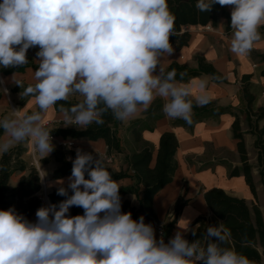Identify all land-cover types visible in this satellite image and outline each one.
I'll use <instances>...</instances> for the list:
<instances>
[{
  "label": "clouds",
  "instance_id": "1",
  "mask_svg": "<svg viewBox=\"0 0 264 264\" xmlns=\"http://www.w3.org/2000/svg\"><path fill=\"white\" fill-rule=\"evenodd\" d=\"M214 4L232 6L230 51L249 55L264 39V0H197L195 6L207 12ZM174 24L167 0H0V68L26 65L28 50L38 47L34 83L25 86L16 73L11 78L37 110L11 109L0 118V156L24 142L42 158L52 153L43 115L70 97L77 102L59 109L65 127L103 125L107 113L127 123L157 98L166 118L192 124L194 102L210 103L209 79L184 83L167 69ZM71 162L67 186L64 180L49 185H58L56 194L65 199L39 207L35 221L15 207L0 210V264H253L227 246L231 232L223 222L207 227L204 243L190 242L182 231L158 240L143 215L122 211L121 187L98 153L77 149ZM72 207L83 214L70 215Z\"/></svg>",
  "mask_w": 264,
  "mask_h": 264
},
{
  "label": "crops",
  "instance_id": "2",
  "mask_svg": "<svg viewBox=\"0 0 264 264\" xmlns=\"http://www.w3.org/2000/svg\"><path fill=\"white\" fill-rule=\"evenodd\" d=\"M224 9L231 16L232 6H224ZM226 25L227 19L220 17L216 26L184 27L183 29L189 30L191 33L188 44L180 50L174 49L165 62L167 68L172 63H176L188 69H196L198 67V57H203L224 77L222 81H214L211 74L202 73L186 80H178L190 83L196 78L207 77L209 79L210 103L205 109L210 112L202 117V120L189 125L182 119H168L162 111L164 101L157 98L147 111L142 112L129 122L122 123L116 120L113 131L119 139L120 151L113 150L109 152L103 139L93 141L87 138H63L60 136L62 139L73 143V146L63 150L66 159L72 158L73 155L75 157L77 149H80L92 153L94 157L98 153L112 171L131 172L126 161L127 155L145 147H150L153 150V165L161 134L165 131H171L175 134L178 140V148L175 153L178 164L177 170L172 181L161 188L152 200L153 210L156 213L154 230L158 240L162 238L165 241L162 236L163 227L172 219L176 203L179 200L184 202V206L177 217L171 235L165 242L174 237L178 231H182L185 238L188 239L190 233L194 231L193 224L196 218L199 216L209 218L211 216V212L203 198V189L220 187L230 195L244 198L249 207H252L253 196L245 183L243 175L240 174L231 178L229 175L233 167L241 166L237 151V140L232 135V122L234 120L233 114H238L243 131H247V122L244 119V111L247 106H245L242 96V76L246 74L251 76L249 91L254 95L252 110L257 111L258 108L264 106V76L261 74L264 70V59L261 57L264 55V39L254 45L249 55L237 56L230 51L229 41L232 30L226 32ZM260 31L264 36L261 29ZM37 51L38 47L28 50L27 64L30 66L23 71L6 75L0 72V88H7L8 90L7 95L0 92V118L10 114L11 109H20L22 113H31L37 110L34 99L30 97L21 98L20 92L12 91L13 88L19 86L14 84L11 79L13 73H16V79L21 80L24 85L34 83L32 75L37 67L35 68L32 65H38ZM193 94H198V89L194 88ZM69 100L77 101L78 98L70 97ZM216 108H227L228 111L221 114L211 111ZM195 114L196 112L193 109L192 119ZM138 121L143 125L142 130L139 129L140 124H136ZM46 122H48L47 128L50 130L71 127L78 129L75 126L65 127L60 111L55 110L54 107L43 115L42 123ZM262 124L264 123L260 122V126ZM244 138L249 162L256 165L257 154L253 147L254 137L250 133H245ZM21 145L25 148L22 159L29 166H34L39 173L41 185L36 196L44 203L43 205H47L45 204L46 198H49L48 195L56 191L58 186L49 187V185L54 181L64 180L65 186H67V178L70 175L56 179L52 178L53 171L59 165V162L53 158L52 153L45 157L49 160L43 162V158L35 151L31 142H24ZM27 174L28 171H15L11 174L8 181L10 192L19 186L20 178ZM253 176L257 185L258 206L264 221V193L263 187L259 183L257 168L253 169ZM115 181L121 188L135 186L136 183L134 179L129 177ZM141 193L142 187L139 189V196ZM138 198L135 194H127L121 198V203L128 201L137 210L139 209ZM49 203H51L50 199ZM8 207H15L17 211L19 208L18 200L9 198Z\"/></svg>",
  "mask_w": 264,
  "mask_h": 264
},
{
  "label": "trees",
  "instance_id": "3",
  "mask_svg": "<svg viewBox=\"0 0 264 264\" xmlns=\"http://www.w3.org/2000/svg\"><path fill=\"white\" fill-rule=\"evenodd\" d=\"M197 0H167L170 12L175 16L174 34L170 36V43L173 49L180 50L186 46L191 38L189 30L183 29L190 26H216L220 17L227 19L226 32L231 29V16L225 11L224 6L214 4L210 11L200 12L196 8ZM264 33V27H261ZM264 59V55L261 56ZM198 67L196 69H188L176 63H172L167 69L169 71L175 70L177 80H186L200 74H211L214 81H222L224 77L203 57H198ZM26 64L21 67L0 68L3 74L12 72H21L26 67ZM38 67V65H32ZM183 73V77H181ZM264 76V70L261 72ZM251 76L246 74L241 78L242 96L245 101L244 119L247 122V131H243L241 127L240 116L234 113V120L232 122V135L237 140V151L239 153L241 166H235L230 170V178L243 175L246 185L248 186L252 196V207H249L244 198L228 194L220 187H212L203 189V198L211 212V216L206 218L199 216L194 221V231L188 236L190 242L201 240L204 243V236L206 229L210 225H216L223 222L227 228L230 229L231 236L227 246L234 248L237 252L246 255L253 264H263L264 261V221L261 210L258 206L256 182L253 176V169L257 168L259 183L263 187L264 193V124L260 126V122L264 123V106L258 108L257 111L252 110V102L254 95L249 91ZM27 86V84H25ZM23 89L15 87L13 92H21ZM76 100H68L58 102L54 106L55 110L59 111L61 107L69 108L75 104ZM205 106H196L194 102L193 109L196 114L193 122L202 120L209 110ZM217 114L228 111L227 108H216L211 110ZM105 123L103 125L92 124L86 129L76 128H53L51 133L62 136L63 138H87L89 140L103 139L109 152L115 150L120 151V142L113 131V126L116 120L113 119L111 113L104 116ZM139 129H143L141 122ZM136 130V129H135ZM0 130V135L2 134ZM250 133L254 137L253 147L256 152L257 164L252 165L249 162V157L244 141V134ZM178 148V140L173 132L165 131L161 134L159 139L158 151L156 154L155 162L152 165V148L145 147L142 150L132 152L126 156L127 165L131 172L128 171H112L105 167L111 173L113 180L123 179L126 177L132 178L136 181L135 186L120 188V197L127 194H135L139 197V209H135L128 201L122 203V211L131 212L133 219H139L141 215L145 217V223H151L154 227L156 220V213L153 210L152 200L154 195L167 183L173 179L178 164L175 159V153ZM25 153L23 145L19 144L14 146L7 154L0 157V210L8 209V199L16 198L18 200L19 208L18 213L24 215L30 221H35L36 210L43 206L42 201L36 196L40 190V177L39 173L34 166H29L26 161L22 159ZM53 158L59 162L58 167L53 171L52 178H61L65 175H71L72 160L75 159L74 155L71 159H66L63 150L55 148L52 152ZM48 158H43V162H47ZM15 171L25 172L20 178L19 186L12 192L8 188V181L11 174ZM87 178V176H86ZM142 187V193L139 196V189ZM51 203H59L65 197L56 194V191L48 195ZM184 206V202L177 201L175 206V213L172 219L163 227L162 236L165 241L171 235L173 227L177 222V217ZM83 209L79 207L70 208V215H82ZM195 232V235H193Z\"/></svg>",
  "mask_w": 264,
  "mask_h": 264
},
{
  "label": "built area",
  "instance_id": "4",
  "mask_svg": "<svg viewBox=\"0 0 264 264\" xmlns=\"http://www.w3.org/2000/svg\"><path fill=\"white\" fill-rule=\"evenodd\" d=\"M44 126L47 127L48 126V122L44 123ZM52 136V143L56 146L55 148L60 149V150H64L66 148H70L71 146H73V143L71 141H67L64 140L59 136L51 133Z\"/></svg>",
  "mask_w": 264,
  "mask_h": 264
},
{
  "label": "bare ground",
  "instance_id": "5",
  "mask_svg": "<svg viewBox=\"0 0 264 264\" xmlns=\"http://www.w3.org/2000/svg\"><path fill=\"white\" fill-rule=\"evenodd\" d=\"M43 179V178H42ZM43 185H44V181H43ZM45 200V199H44ZM45 202V201H44ZM45 204H49V200L46 198V203Z\"/></svg>",
  "mask_w": 264,
  "mask_h": 264
},
{
  "label": "rangeland",
  "instance_id": "6",
  "mask_svg": "<svg viewBox=\"0 0 264 264\" xmlns=\"http://www.w3.org/2000/svg\"><path fill=\"white\" fill-rule=\"evenodd\" d=\"M42 203H43V202H42ZM43 204H44V203H43ZM250 205H251V203H250ZM167 221H168V220H167ZM167 221H166V222H167ZM164 224H166V223H164ZM263 264H264V261H263Z\"/></svg>",
  "mask_w": 264,
  "mask_h": 264
},
{
  "label": "water",
  "instance_id": "7",
  "mask_svg": "<svg viewBox=\"0 0 264 264\" xmlns=\"http://www.w3.org/2000/svg\"><path fill=\"white\" fill-rule=\"evenodd\" d=\"M40 185H41V180H40ZM49 200V198H47Z\"/></svg>",
  "mask_w": 264,
  "mask_h": 264
}]
</instances>
